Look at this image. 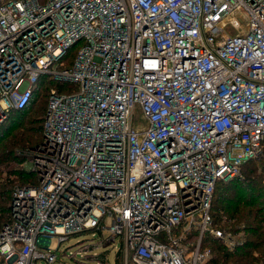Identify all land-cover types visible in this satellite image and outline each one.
Segmentation results:
<instances>
[{"label":"built area","instance_id":"1","mask_svg":"<svg viewBox=\"0 0 264 264\" xmlns=\"http://www.w3.org/2000/svg\"><path fill=\"white\" fill-rule=\"evenodd\" d=\"M45 75L66 91L18 152L37 183L13 191L0 264H54L52 238L91 231L125 264H211L207 231L241 243L211 210L264 154V0H0V124Z\"/></svg>","mask_w":264,"mask_h":264},{"label":"trees","instance_id":"2","mask_svg":"<svg viewBox=\"0 0 264 264\" xmlns=\"http://www.w3.org/2000/svg\"><path fill=\"white\" fill-rule=\"evenodd\" d=\"M74 53L75 48L70 51V57ZM65 87L64 83L55 81L47 75L40 77L29 105L12 111L0 124V167H7L10 162L20 158L24 163L28 161L27 156L17 153L18 149L23 152L42 142L49 92L51 88H57L61 92L66 91ZM262 144L264 148V141ZM254 160L264 161V154L251 161ZM249 162L242 167L245 178L237 177L229 181L217 182L211 210L215 224L220 226L219 223L223 222L225 227L231 225L230 229L234 233L243 230L246 234L245 240L235 247L236 250L228 252L222 249L218 239L205 237V241L211 244L213 249L216 248L213 251L223 253L224 260H230L233 264H264V164L259 171L257 168H252L245 173ZM19 170L21 172L19 176L24 177L26 181L21 186L37 183L35 174L27 168L23 167ZM8 172L14 174L10 170ZM6 181H0V230L9 219L14 191L13 181ZM117 254L121 256L119 252ZM213 257L211 264H218L219 260L215 253Z\"/></svg>","mask_w":264,"mask_h":264},{"label":"rangeland","instance_id":"3","mask_svg":"<svg viewBox=\"0 0 264 264\" xmlns=\"http://www.w3.org/2000/svg\"><path fill=\"white\" fill-rule=\"evenodd\" d=\"M135 121L139 122L141 120V110L138 107L135 111ZM21 151L18 149V152ZM17 152V153H18ZM25 164V165H24ZM264 161H251L248 163L245 169V173L252 168H257L258 171L261 169L263 166ZM33 163L31 161H27V163L22 162V159H18L17 161L10 162L7 167H0V181L1 182H7L6 180H11L13 181V187L12 190L15 189L17 186H21L24 184L26 181L24 177H20L19 175L21 174L20 170L21 168H32ZM8 170L14 172V174L9 173ZM248 173V172H247ZM219 223V222H218ZM220 226L214 223L211 225L212 230L216 229H221L225 231L226 235L227 233L233 234L234 242H242L245 240V232L238 231L237 233H234L232 231L231 225L225 227L223 222L222 224L219 223ZM234 229V228H233ZM200 232L197 229H193V231L190 233L188 236L189 238L191 237V242H196L197 239L199 238ZM93 231L91 232H83L77 235H72L69 237L68 240L64 241L61 245L60 248L58 249V239L56 237L52 238V243H51V250L53 252L57 253V261L54 264H125V258L124 255L121 254L118 255V250L122 246V241L120 237H109V234L107 232L104 233V235L96 234V236H92ZM211 236V238H216L219 240V244L222 246V249L227 250L228 252H233L236 250V248H231L228 244L229 241L227 240H222L209 231H207L203 235V243L204 246L215 250L216 248L213 249V246L211 244H208V242L205 241V237ZM188 238V239H189ZM228 243V244H227ZM91 248V250H89ZM85 250L86 254L85 257L81 254V251ZM215 253V256L217 258L218 264H233L232 261L227 260L225 261L223 256V253L213 251ZM213 253V255H214ZM89 254V255H87ZM91 254V255H90ZM82 255V256H81ZM100 257V258H99ZM117 258V259H116ZM119 258V259H118ZM129 264H132L129 262Z\"/></svg>","mask_w":264,"mask_h":264}]
</instances>
